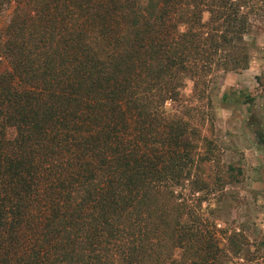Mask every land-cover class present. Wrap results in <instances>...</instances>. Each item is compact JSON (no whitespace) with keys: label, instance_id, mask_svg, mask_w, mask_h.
I'll return each mask as SVG.
<instances>
[{"label":"trees","instance_id":"obj_1","mask_svg":"<svg viewBox=\"0 0 264 264\" xmlns=\"http://www.w3.org/2000/svg\"><path fill=\"white\" fill-rule=\"evenodd\" d=\"M11 6L0 264L245 255L248 236L213 213L244 169L222 159L210 90L248 67L244 36L264 0H0V15Z\"/></svg>","mask_w":264,"mask_h":264},{"label":"rangeland","instance_id":"obj_2","mask_svg":"<svg viewBox=\"0 0 264 264\" xmlns=\"http://www.w3.org/2000/svg\"><path fill=\"white\" fill-rule=\"evenodd\" d=\"M12 7L0 15V34ZM244 41L249 46L248 67L219 73L210 90L222 159L244 169L241 183L216 195L213 213L217 228L241 230L250 242L245 255L229 254L224 264H264V87L257 81L258 76L264 78V16L253 17ZM6 65L1 62L0 71ZM190 89L188 83L185 93Z\"/></svg>","mask_w":264,"mask_h":264}]
</instances>
